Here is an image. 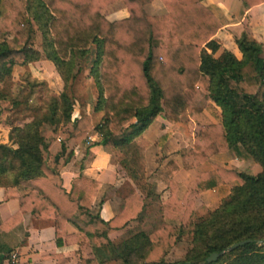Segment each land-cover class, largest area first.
Instances as JSON below:
<instances>
[{
	"label": "trees",
	"instance_id": "trees-1",
	"mask_svg": "<svg viewBox=\"0 0 264 264\" xmlns=\"http://www.w3.org/2000/svg\"><path fill=\"white\" fill-rule=\"evenodd\" d=\"M114 1L0 0V82L15 66L43 54L67 81L69 62L95 45L93 110L103 111L95 126L88 114L73 117V99L62 92L39 118L10 129L17 146L0 144V177L9 179H0V186L3 200L15 199L19 208L0 225H15L29 212L53 222L58 246L90 238L95 257L81 264H105L106 248L121 264H170L167 254L186 237L192 247L172 264H264V246L256 244L264 240V42L242 31L235 39L240 58L227 49L215 57L214 36L222 23L203 0H161L166 11L158 15L145 9L153 0H122L128 16L109 21L101 10ZM242 2L249 8L264 0ZM36 26L42 29V51L34 47ZM17 103L0 93L2 111ZM183 114L199 132L179 159L168 161V170L174 174L209 163L212 171H200L181 197L171 178L164 201L148 186L145 196L128 194L121 211L106 221L90 212L98 180L79 175L69 191L63 187L61 170L91 131L129 173L142 175L149 142L141 133L157 115L174 123ZM228 151L238 160L252 159L261 171L252 175L211 161ZM231 182L237 186L229 197L207 218H197L195 198ZM131 220L134 226L109 239ZM69 223L80 236L67 232ZM240 240L250 242L206 262L211 253ZM4 253L0 247V264ZM49 257L55 264H71L60 254Z\"/></svg>",
	"mask_w": 264,
	"mask_h": 264
},
{
	"label": "crops",
	"instance_id": "crops-1",
	"mask_svg": "<svg viewBox=\"0 0 264 264\" xmlns=\"http://www.w3.org/2000/svg\"><path fill=\"white\" fill-rule=\"evenodd\" d=\"M203 4L208 6L222 23V27L214 36L219 44L214 54L215 57L227 49L240 58L241 53L235 39L241 35L242 31H246L251 39L264 42V3L249 8L243 5L242 0H203ZM145 9L152 15L166 11L161 0H153L145 6ZM101 14L107 20L114 21L126 18L128 11L122 0H116L104 7ZM34 65L38 64H29V67ZM16 67L19 66H15L13 71ZM85 114L90 115L91 123L95 126L96 112L91 113L89 110L83 114L74 112L73 117ZM1 122L0 143H6L9 141L10 127L4 126ZM167 132H171V135L163 143H159V138ZM198 132L199 126L187 115H181L179 121L174 123L157 115L141 133L149 142L144 153V173L134 175L117 162L115 156L106 147L99 144V135L93 130L88 134V138L75 148L72 158L61 170L62 185L66 191H69L72 180L79 175L98 180L100 187L90 212L106 221L121 211L124 198L128 194L135 192L140 196H145V188L148 186H151L153 191L159 195L160 200L164 201L169 196L168 181L171 178L178 183V197H181L187 184L200 171H212L209 163L196 168H180L174 174H171L167 168L170 159H179L180 150L189 149L192 146L193 139ZM189 139H191L190 143ZM211 161L226 169L236 167L248 173H252L249 172L252 169L254 171L252 174L260 171L256 163L250 162L252 160H238L229 151L214 154ZM233 183H219L215 188L202 192L195 198V210L200 201L207 204L210 200L220 199L222 196L218 197V192ZM3 191V187L0 186V224L19 208L17 200H3ZM135 224V220L129 221L123 229L109 235V239L114 240ZM67 232L77 236L81 235L80 231L70 223L67 225ZM0 247L5 250L2 264H9L12 254L17 256L18 264H55V259L49 257L53 254L69 258L71 264H81L82 259L95 257L94 243L90 238L58 246L55 242L53 222L34 218L29 212L23 213L21 220L15 225H0ZM106 258L105 264H121L118 257L108 248H106Z\"/></svg>",
	"mask_w": 264,
	"mask_h": 264
},
{
	"label": "rangeland",
	"instance_id": "rangeland-1",
	"mask_svg": "<svg viewBox=\"0 0 264 264\" xmlns=\"http://www.w3.org/2000/svg\"><path fill=\"white\" fill-rule=\"evenodd\" d=\"M36 29L37 41L34 47L42 51V29L37 26ZM95 49L96 46L92 45L86 54H76L73 57L72 62H69V64H73V69L69 72H65L67 81H64L57 72L54 64L48 60L44 54L37 61L28 63V65L25 66L16 67L10 76L0 82V93L5 94L7 98L16 100L18 103L10 109H4L3 111L0 109V122H5L10 129L15 126L21 127L30 122L33 118H39L46 112L54 97L59 96L62 92H66L69 98L71 100L73 99L74 102L72 115L74 112L83 114L87 110L91 113L96 112L97 114H95L96 117L94 122H96V125L99 124L103 120V111L93 110L98 99V87L96 86L95 79L91 75V67L95 58ZM29 64L38 65L29 67ZM98 140H101L100 136ZM190 140L191 139H189V143ZM0 144H6L13 148L17 146L14 138H10V133L9 141ZM250 162L256 163L253 160ZM256 164L260 167L258 163ZM249 172L253 173L254 171L251 169ZM0 179L5 183L9 182L7 176L2 175ZM235 186H237V183H233L225 187L224 190L219 191L217 196L222 197L218 200H210L207 204L200 201L196 209V217L201 219L207 218L212 211L220 206L224 199L226 200L229 197ZM263 241L262 239L258 240L256 242L257 246H264ZM192 244L190 238L187 237L178 242L167 254L165 259L166 262L172 264L181 260L185 253L192 247ZM228 252L230 251L224 254Z\"/></svg>",
	"mask_w": 264,
	"mask_h": 264
},
{
	"label": "water",
	"instance_id": "water-1",
	"mask_svg": "<svg viewBox=\"0 0 264 264\" xmlns=\"http://www.w3.org/2000/svg\"><path fill=\"white\" fill-rule=\"evenodd\" d=\"M248 242H250V240H240V241L233 243L232 245L225 248L224 250H221L219 252H213L206 258V262L211 263V262L215 261L217 258H219L220 256H222L225 252L231 251V250H233V249H235L241 245H244L245 243H248ZM263 243H264V241H263Z\"/></svg>",
	"mask_w": 264,
	"mask_h": 264
},
{
	"label": "built area",
	"instance_id": "built-area-1",
	"mask_svg": "<svg viewBox=\"0 0 264 264\" xmlns=\"http://www.w3.org/2000/svg\"><path fill=\"white\" fill-rule=\"evenodd\" d=\"M9 264H18V259L15 254H12L9 259Z\"/></svg>",
	"mask_w": 264,
	"mask_h": 264
}]
</instances>
